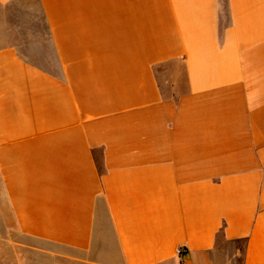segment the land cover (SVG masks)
<instances>
[{"label":"crops","instance_id":"obj_1","mask_svg":"<svg viewBox=\"0 0 264 264\" xmlns=\"http://www.w3.org/2000/svg\"><path fill=\"white\" fill-rule=\"evenodd\" d=\"M0 264H264V0H0Z\"/></svg>","mask_w":264,"mask_h":264},{"label":"rangeland","instance_id":"obj_2","mask_svg":"<svg viewBox=\"0 0 264 264\" xmlns=\"http://www.w3.org/2000/svg\"><path fill=\"white\" fill-rule=\"evenodd\" d=\"M20 16H22V17H24L25 18V21H26V19L28 18L29 19V15H28V13H26V12H20V14H19ZM28 15V16H27ZM28 27V23L27 22H25V28H27ZM238 246H240V245H238ZM230 248H231V246L230 245H227V246H223V250H224V252H226V250H230Z\"/></svg>","mask_w":264,"mask_h":264},{"label":"built area","instance_id":"obj_3","mask_svg":"<svg viewBox=\"0 0 264 264\" xmlns=\"http://www.w3.org/2000/svg\"><path fill=\"white\" fill-rule=\"evenodd\" d=\"M177 252H178V253H180V252H181V249H180V248H178V249H177Z\"/></svg>","mask_w":264,"mask_h":264}]
</instances>
